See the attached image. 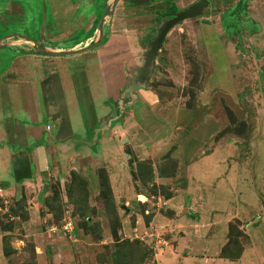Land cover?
<instances>
[{"label": "rangeland", "instance_id": "rangeland-1", "mask_svg": "<svg viewBox=\"0 0 264 264\" xmlns=\"http://www.w3.org/2000/svg\"><path fill=\"white\" fill-rule=\"evenodd\" d=\"M218 30L236 88L216 85L202 108L205 85L218 77L207 36ZM31 39L57 56L101 57L108 47L115 53L127 43L123 56L134 66L119 120L99 134L98 144H89L87 156L42 179L0 188V264H155L156 241L175 232L174 210L164 202L174 196L177 203L187 201L203 168L237 174L232 184L239 179L238 189L264 207L257 178L264 174V0H0V45L27 48ZM227 69L221 65V80ZM144 88L155 90L162 103L172 100L196 113L183 122V132L205 138L211 161L199 162L197 151L192 163L172 157L176 144L156 161L143 157L141 149L162 125L160 114L140 116L133 109ZM203 111L219 122L213 136L203 137ZM102 137H112L119 148L107 156ZM245 230L254 232L240 222L232 233L243 248L250 237ZM257 236L264 241V223Z\"/></svg>", "mask_w": 264, "mask_h": 264}, {"label": "crops", "instance_id": "crops-1", "mask_svg": "<svg viewBox=\"0 0 264 264\" xmlns=\"http://www.w3.org/2000/svg\"><path fill=\"white\" fill-rule=\"evenodd\" d=\"M220 33L212 31L207 36L218 77L205 85L202 108L211 102L216 85L236 88L229 72L231 60L227 43ZM28 45L27 48L0 45L1 189H13L18 184L42 179L53 171H62L66 163L78 155L87 156L90 150L87 139L94 138L98 128L107 124L111 128L118 119V111L124 104L123 91L130 86V66H134L130 56L123 60L111 48L104 51L103 57H99L101 53L57 56L52 55L48 46L39 49L34 42ZM223 64L228 69L221 80ZM90 70L94 71V76ZM138 98L137 108L133 107L137 115L146 116L151 110L162 117L155 138L141 149L143 157L156 161L176 144L178 150L172 157L192 163L197 151L199 162L212 160L213 151L206 150L205 138L193 140L183 132V122L196 114L193 110L181 104L176 106L172 100L162 103L160 95L152 88L140 89ZM198 119L204 130L203 137L208 133L213 136L220 129L217 118L209 112L203 111ZM99 134L97 140L92 141L95 144L99 143ZM100 141L107 156L119 148L112 137H102ZM220 143L211 141L208 145L216 147ZM123 175L126 181L128 176ZM197 175L199 182L197 185L191 182V187L198 190L186 196L187 201L177 203L174 196L164 202L174 210L171 229L175 232L163 241H156L155 248L158 247L159 252H156L155 264H264V241L257 236L264 223L263 204L259 206L256 199H247V193L238 189L239 179L232 184L231 179L237 180V174H224L231 183L223 174H208L206 168ZM157 176L160 181L165 179ZM257 178L264 189V174H257ZM254 212L258 214L255 216ZM155 218L162 225L169 223L163 221L164 216ZM236 220L242 222L243 228L254 232L245 230L250 237L243 243L244 251L239 259L231 260L223 257L222 251L229 241L230 224Z\"/></svg>", "mask_w": 264, "mask_h": 264}, {"label": "trees", "instance_id": "trees-1", "mask_svg": "<svg viewBox=\"0 0 264 264\" xmlns=\"http://www.w3.org/2000/svg\"><path fill=\"white\" fill-rule=\"evenodd\" d=\"M242 0H240V2H241ZM171 11L172 12H177L178 11V7H177V5L174 3V4H172V6H171ZM118 49H120V51H118V52H115V54L117 55V56H119L120 58H123V60H125V57L123 56V55H125L126 53L125 52H127L128 51V44L126 43V44H124L123 45V47H122V49H121V47L120 48H118ZM108 50H111L110 48H107V51ZM113 51V50H112ZM101 57H103V56H101ZM120 62H121V60H120ZM106 74V73H105ZM121 113V109L118 111V114H120ZM84 142V141H83ZM85 143H87V142H85ZM88 144H95L94 142H88ZM236 223H238V224H240V222L239 221H235V223L233 222V223H231L230 224V236H229V241H228V243H227V245L223 248V251H222V255H223V257H225V258H229V259H231V260H236V259H239L240 257H241V255H242V253H243V251H244V248H243V246H241L240 245V242L238 241H234L233 240V231H234V225L236 224ZM241 235H243V233L241 232V230H239V236H241ZM237 243V245H238V247L236 248V249H234V250H229L230 248H228V247H230V245L232 244V243Z\"/></svg>", "mask_w": 264, "mask_h": 264}, {"label": "water", "instance_id": "water-1", "mask_svg": "<svg viewBox=\"0 0 264 264\" xmlns=\"http://www.w3.org/2000/svg\"><path fill=\"white\" fill-rule=\"evenodd\" d=\"M31 40H32V42H34L37 45V43H38L37 40H35V39H31ZM40 47H43V46H40ZM107 128H109V127L105 126V127L96 129L93 141L95 142L98 138V134L104 132Z\"/></svg>", "mask_w": 264, "mask_h": 264}]
</instances>
